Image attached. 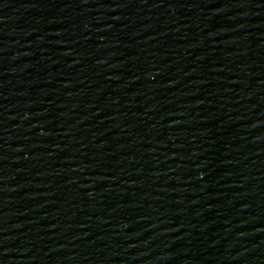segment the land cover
I'll use <instances>...</instances> for the list:
<instances>
[{"label": "water", "instance_id": "1", "mask_svg": "<svg viewBox=\"0 0 264 264\" xmlns=\"http://www.w3.org/2000/svg\"><path fill=\"white\" fill-rule=\"evenodd\" d=\"M0 264H264V0H0Z\"/></svg>", "mask_w": 264, "mask_h": 264}]
</instances>
